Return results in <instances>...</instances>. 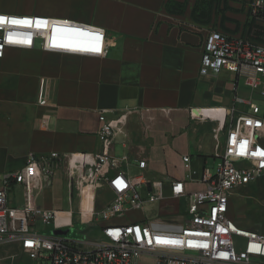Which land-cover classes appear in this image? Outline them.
Listing matches in <instances>:
<instances>
[{
	"label": "crops",
	"instance_id": "0c3cea01",
	"mask_svg": "<svg viewBox=\"0 0 264 264\" xmlns=\"http://www.w3.org/2000/svg\"><path fill=\"white\" fill-rule=\"evenodd\" d=\"M174 1L185 4L182 12L169 11V0H0V12L104 29L110 46L103 56L44 51L38 42L33 49L6 50L0 58V172L20 169L32 154L98 150L99 111L108 110L107 119H121L112 141L114 152L116 144L123 146L124 168L135 177L134 168L146 173L150 178L137 176L161 183L164 194L153 204L158 206L154 215L147 213L153 206L147 204L127 209L126 218H175L184 201L171 195V182L185 181L188 192L202 190L208 158H221L227 141L217 122L193 119V108L197 116H213L204 108L228 105L234 95L235 74H201L204 44L218 33L264 43V14L251 23L253 0H214L209 22H201L194 17L198 0ZM43 76L57 83L55 104L45 107L37 105ZM241 83L240 91L246 88ZM44 114L50 115L48 127L42 124ZM7 122L13 123L12 133L5 130ZM184 154L191 155V168ZM141 159L147 161L145 169L138 166ZM58 180L59 169L37 191L43 194L41 200L35 195L39 206L59 209L50 196ZM12 199L23 202L21 185L12 189ZM229 216L264 234V174L237 190Z\"/></svg>",
	"mask_w": 264,
	"mask_h": 264
},
{
	"label": "built area",
	"instance_id": "2783aa9c",
	"mask_svg": "<svg viewBox=\"0 0 264 264\" xmlns=\"http://www.w3.org/2000/svg\"><path fill=\"white\" fill-rule=\"evenodd\" d=\"M263 14L264 0H253L251 19ZM0 18V58L8 48L33 49L38 41L42 50L50 52L99 56L109 52L105 30L95 26L44 15L0 12ZM211 70L236 75L231 102L217 107L224 117L221 128L227 135L226 146L217 172L202 170V190L188 192L185 181L171 182V195L184 201L175 218H126L127 209H145L147 204L161 200L162 185L128 173L124 168L128 158L115 154L112 141L121 119L109 120V111L100 110L99 148L80 153L83 158L95 159L85 165L89 178L94 174L102 178L115 196L95 213L101 235L87 240L69 233L47 236L39 232L38 220L45 229L52 226L65 230L74 227L75 213H93L78 205L73 209V221L59 226L57 212L36 203L37 191L52 181L61 164L67 165L79 152L39 153L30 155L18 170L0 172V248L16 246L28 264H144L146 259L149 264L264 263V234L239 225L229 216L232 196L264 174V43L214 34L204 44L200 67L203 75ZM242 81L248 88L245 92L240 91ZM56 95L55 80L41 77L37 105H54ZM49 122L50 115L44 114L42 124L48 127ZM183 161L191 168V155L184 154ZM138 166L145 169L147 161L139 160ZM67 178L72 204V191L78 188L82 196V188L76 171L74 175L67 171ZM17 185L23 187L21 204L12 199V189ZM100 221L107 223L101 225ZM236 237L245 239L240 248Z\"/></svg>",
	"mask_w": 264,
	"mask_h": 264
},
{
	"label": "rangeland",
	"instance_id": "374dc122",
	"mask_svg": "<svg viewBox=\"0 0 264 264\" xmlns=\"http://www.w3.org/2000/svg\"><path fill=\"white\" fill-rule=\"evenodd\" d=\"M38 45H40L38 41ZM241 87H244L242 83H240ZM248 90V88L241 89L242 91ZM19 113L18 111H13L11 114L16 115ZM13 123L7 122V128L5 130L7 132H13ZM22 144L24 143V136L21 138ZM123 153V146L122 144L118 143L115 145V154L117 156H120ZM222 158L216 157V156H210L208 158L207 166L210 168V171L215 174L217 172L218 166L221 163ZM135 166V162H132ZM134 175H144L147 178H150L149 175L142 172L141 170L134 168L133 169ZM87 184H90V190L89 192L83 197V199L86 201V210L92 211V214H86V213H75L74 220L76 221L74 224V227H68V233L71 237L74 238H83L89 240L90 238L96 237L101 235V231L98 229V215H95L96 212L100 211L103 207L114 201L115 196L112 193V191L108 188V186L105 184L102 178L98 179L96 174L93 176H90V181L86 182ZM79 190L78 188L74 189L72 191V204L70 202L71 199V192L68 188V178H67V170H66V163H63L59 167V180L56 182L54 186V190L52 192L53 203H55L56 206H59V209L57 210V224H68L71 221H73V212H68L69 209L76 210L78 207V201L80 199L79 196ZM50 197V198H51ZM18 200L20 199V195L18 194ZM40 200L43 198V194H39V192L36 193V199ZM158 210V206L153 205L150 206L147 210V213L149 215H154ZM118 221V220H114ZM37 228L40 233L43 235H52V231L54 228L52 226H49L47 229H45V225L41 220L37 221ZM260 232V231H259ZM262 233V232H261ZM237 242V247L240 248L244 245L245 239L242 237H236L235 238ZM0 255L2 256V259L0 260V264H28L27 258L22 255L18 248L16 246H8L5 248H0ZM3 251V252H2ZM147 261V259H146ZM144 264H149L146 262ZM256 264H264L257 262Z\"/></svg>",
	"mask_w": 264,
	"mask_h": 264
},
{
	"label": "bare ground",
	"instance_id": "6f19581e",
	"mask_svg": "<svg viewBox=\"0 0 264 264\" xmlns=\"http://www.w3.org/2000/svg\"><path fill=\"white\" fill-rule=\"evenodd\" d=\"M218 106H214V107H209V108H204V109H207V110H211L213 111V116H209V117H204V116H197L195 114V109L196 108H193V119H197V120H200V121H206V120H212V121H215L217 122L220 126L221 124H223V115L221 114L222 110L218 109L217 108ZM221 120V121H220ZM95 159L93 156H88V158H83L81 153H77L73 158H71L67 165H66V170L68 172H72V175H74V172L76 171V174H77V182L79 183V185H81V192H82V196H80V199L78 201V205H80L83 209V211H85L86 209V201L83 199L84 195H86L89 190H90V187L91 185L90 184H87L86 182H89L90 181V178L89 176L86 174V170H85V165L86 163H94ZM57 213L58 211L55 210ZM68 212H73V209H69L67 210ZM86 213V212H85ZM88 214V213H86ZM56 222H57V214H56ZM62 225H66V224H62ZM59 224V226H62ZM66 230V229H65Z\"/></svg>",
	"mask_w": 264,
	"mask_h": 264
},
{
	"label": "trees",
	"instance_id": "16d2710c",
	"mask_svg": "<svg viewBox=\"0 0 264 264\" xmlns=\"http://www.w3.org/2000/svg\"><path fill=\"white\" fill-rule=\"evenodd\" d=\"M213 2L214 0H198L194 10L195 19L201 22H209L211 18V8ZM167 8L171 12H182L185 8V4L176 2L174 0H169ZM253 21L254 20H251V23H253ZM253 31L255 35L261 36L259 29H253Z\"/></svg>",
	"mask_w": 264,
	"mask_h": 264
},
{
	"label": "water",
	"instance_id": "95a60500",
	"mask_svg": "<svg viewBox=\"0 0 264 264\" xmlns=\"http://www.w3.org/2000/svg\"><path fill=\"white\" fill-rule=\"evenodd\" d=\"M66 233H68V229H66V230L54 229V230L52 231V234H54V235H58V234H66Z\"/></svg>",
	"mask_w": 264,
	"mask_h": 264
},
{
	"label": "snow or ice",
	"instance_id": "6c2138e0",
	"mask_svg": "<svg viewBox=\"0 0 264 264\" xmlns=\"http://www.w3.org/2000/svg\"><path fill=\"white\" fill-rule=\"evenodd\" d=\"M0 19H2V18H0ZM13 23H15V21H13Z\"/></svg>",
	"mask_w": 264,
	"mask_h": 264
}]
</instances>
